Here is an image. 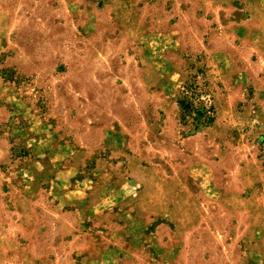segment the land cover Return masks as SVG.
Segmentation results:
<instances>
[{
    "label": "rangeland",
    "instance_id": "1",
    "mask_svg": "<svg viewBox=\"0 0 264 264\" xmlns=\"http://www.w3.org/2000/svg\"><path fill=\"white\" fill-rule=\"evenodd\" d=\"M244 1L0 0V264H264ZM193 81L215 109L197 128Z\"/></svg>",
    "mask_w": 264,
    "mask_h": 264
},
{
    "label": "trees",
    "instance_id": "2",
    "mask_svg": "<svg viewBox=\"0 0 264 264\" xmlns=\"http://www.w3.org/2000/svg\"><path fill=\"white\" fill-rule=\"evenodd\" d=\"M182 91L183 98L178 102L182 110V118L190 119L195 128L199 124L212 123L215 119V109L208 96L207 83L188 82L183 86ZM203 95L207 98L202 97Z\"/></svg>",
    "mask_w": 264,
    "mask_h": 264
},
{
    "label": "crops",
    "instance_id": "3",
    "mask_svg": "<svg viewBox=\"0 0 264 264\" xmlns=\"http://www.w3.org/2000/svg\"><path fill=\"white\" fill-rule=\"evenodd\" d=\"M254 4H260L262 6H259V8L257 10H254V12H256V14H258L260 16V20L259 22L264 25V0H252ZM245 5L243 6V8H247L248 7V3L251 2V0H245ZM250 7V6H249ZM259 12V13H258ZM262 41V40H261ZM262 44V46H264V42H260ZM256 53H264V51H262L260 45H258V49L255 50Z\"/></svg>",
    "mask_w": 264,
    "mask_h": 264
}]
</instances>
